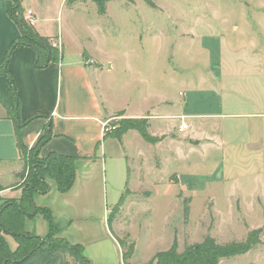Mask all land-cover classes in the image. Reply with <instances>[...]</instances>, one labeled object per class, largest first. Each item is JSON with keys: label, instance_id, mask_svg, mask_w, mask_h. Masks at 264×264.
<instances>
[{"label": "rangeland", "instance_id": "rangeland-1", "mask_svg": "<svg viewBox=\"0 0 264 264\" xmlns=\"http://www.w3.org/2000/svg\"><path fill=\"white\" fill-rule=\"evenodd\" d=\"M151 1L154 8L144 0H113L106 4L103 16L91 1L67 3L70 12L65 14L63 28L64 59L76 60L82 48L81 60L98 71L94 79L107 107L117 109L128 101L139 111L158 104L164 96L177 98L179 92L212 88L219 91L202 43L206 45L212 39L217 44L220 40L227 61L231 47L243 49L242 56L246 58L237 73L225 74V104L228 107L236 100V111L250 112L237 91L252 80H260L245 77L253 72L264 74V0ZM22 17L28 23L23 13ZM85 50L95 63L88 62ZM249 51L254 53L250 63ZM255 59L260 60L258 69ZM227 111L233 112L227 109L223 114ZM109 120L120 119L114 113ZM180 121L184 119L180 117ZM215 121L218 139L211 140L212 145L187 148L185 163L173 161L159 174L145 172L142 179L135 171L138 163L119 158V148L109 136L112 130L105 131L108 143L101 156L103 165L95 172L100 189L87 201L80 192L74 200L59 195L53 202L51 210L66 239L79 242L82 254L92 264H155L153 257L168 251L174 238L176 253L180 254L185 246L201 243L207 235L219 244H227L244 242L249 233L260 230L259 242L248 252L220 259L218 264H264V124L262 136L253 142L248 133L251 119L220 116ZM234 126H238V133H233ZM128 140L130 152L138 151V140ZM31 154H24V177H14L12 189L24 188L26 176L35 165ZM217 168V176L220 171L227 172L223 181L209 180L202 189L191 192L177 184L179 175L197 188ZM7 180L8 177L4 181ZM156 182L158 188L153 186ZM150 194L151 198L145 199ZM121 196L125 202L109 224L112 209ZM185 199L190 200L186 218ZM9 200L18 199L3 198V202ZM26 229L40 235L45 232L46 223L40 214L35 215ZM126 254L130 256L124 260ZM67 260L68 264H77L73 258Z\"/></svg>", "mask_w": 264, "mask_h": 264}, {"label": "crops", "instance_id": "crops-1", "mask_svg": "<svg viewBox=\"0 0 264 264\" xmlns=\"http://www.w3.org/2000/svg\"><path fill=\"white\" fill-rule=\"evenodd\" d=\"M67 3H69L67 0H21V9L28 24L36 34L47 39L51 46L56 45V47H52L58 51L59 59L50 61L41 68L35 67L33 49L29 46L18 45L9 55L7 64V70L13 80L14 92L19 99V119L21 123H24L20 128L23 145L28 150L34 148L39 138L43 136L47 125H50L51 135L39 148L37 157L44 159L50 154H58L77 158L75 181L71 189L65 194H59L54 184L50 183L51 190L47 194L34 195L33 204L36 207L51 210L53 202L59 195L74 200L80 192L84 194V200L87 201L88 197H93L100 189L95 181V172L103 165L101 156L104 155L108 143L104 138L102 123L110 119L114 113L119 116V119H145L148 125V134L153 138L160 139L155 143L147 142L134 130L125 132L120 140L113 138L119 148L117 151L119 158L138 163L135 165V171L140 179L143 178L145 172L161 173L164 167L173 161L176 164L185 163L187 148L194 145L197 147L200 144L210 145L211 140L218 139V134L215 133L217 117L226 116L234 119L247 117L249 120L251 119L248 127L251 141L257 142L262 136L264 74L261 72L258 75V72H253L254 74L250 77H245V79L258 77L260 80H252L249 86L242 87L237 91L238 95L244 97L250 112L236 111L238 106L236 100L227 107L225 104L226 94L222 93L227 79L225 74L237 73L239 66L244 65L243 61L246 58L242 56L243 49L231 47L230 57L228 56L230 61H227L223 55L220 40L217 41V44L212 39L208 40L206 45L202 43L203 50L208 53L209 69L215 72V75L211 73V76L220 85L219 91L212 88L210 90L179 92L177 98L164 96L158 104L139 111L137 106L128 101H124L117 109L108 108L106 102L103 101L100 85L94 79L98 73L97 69H93L91 65H88L89 63L81 60L83 59L82 48L79 52L80 56L76 60L64 59L62 51L65 42L63 28L67 19L65 14L67 13L68 16L70 12ZM11 5V0H0V66L4 63V55L10 45L20 37L18 26L16 27L8 17V9ZM84 52L90 58L88 62L95 63L90 53L86 50ZM249 52L247 61L254 60V53ZM254 66H257L258 69L261 66L260 60L255 59ZM233 96L231 94V98ZM11 107H13V102L8 94V81L0 75V186L3 188L1 193L4 194H0V207L3 198L17 200L22 195L21 189H12L15 184L13 179L22 171L24 161L17 148L15 122L9 116L8 108ZM166 107L171 110H166ZM227 109L233 112L228 113L227 111L226 114H223ZM33 117L35 118L29 120ZM180 117H184V122L188 124L186 130H180ZM232 130L233 133H238V126H234ZM130 137L138 140L139 148L134 153L129 149L128 139ZM173 149L179 154L177 155ZM144 159L149 162L150 166H147V161L143 162ZM150 161L152 162L150 163ZM218 169L210 178L203 179L197 188L189 186L191 185L189 181L183 180L179 175H177V184L185 191L200 190L204 187L203 184L209 180L223 181L227 172L220 171V175L217 176ZM256 171L259 172L260 169L257 168ZM6 177L9 178L7 182L4 181ZM17 179L19 178L17 177ZM102 181L105 183L104 176ZM158 184L157 182L153 183V186L158 188ZM167 184L173 185L169 181ZM149 198H151V194L146 195L145 199ZM123 202H125L124 199L122 204ZM52 214L55 223L59 226V237L67 240L65 231L57 221L55 213L52 212ZM31 220L25 222V230L33 233L26 229L27 222ZM46 233L47 224L45 232L37 236L43 237ZM5 240L10 250H15L17 246L15 240L8 235H5ZM69 243L82 247L79 242ZM126 264L128 263L126 262Z\"/></svg>", "mask_w": 264, "mask_h": 264}, {"label": "trees", "instance_id": "trees-1", "mask_svg": "<svg viewBox=\"0 0 264 264\" xmlns=\"http://www.w3.org/2000/svg\"><path fill=\"white\" fill-rule=\"evenodd\" d=\"M67 1L70 3L91 1L95 4L98 14L103 16L106 13V4L113 0ZM126 1L131 2V0ZM11 2L12 5L8 9V15L17 24L20 37L10 45L4 63L0 66V75L8 81V94L13 102V109L9 112V116L15 122L17 148L22 160L26 152L32 153L35 165L31 167V172L26 176L20 199L3 202L0 207V264H68V257L73 258L77 264H92L82 254L80 245L71 244L64 238L59 237V226L54 221L52 211L48 208L36 207L33 204L34 195L47 194L51 190L50 183L54 184L59 194H65L71 189L75 181L77 158L58 154H50L44 159L37 157L39 148L45 144L51 135L50 125H47L43 136L39 138L34 148L28 150L21 141L20 128L24 123H21L19 119V99L14 92L13 80L7 70L9 55L18 45L29 46L35 53L34 66L41 68L50 61L58 60L59 54L47 39L40 37L28 23L24 22L21 0H11ZM144 2L154 8L151 0H144ZM112 124L115 128L109 135L111 138L120 140L125 132L134 130L147 142L155 143L160 140L148 134V125L145 119H120L119 121H112ZM106 136L104 133V138ZM24 171L25 167L23 166L17 177L22 179ZM2 189L0 186V190ZM122 201L123 197L121 196L117 206L112 209V217L108 220L109 224L115 212L119 211ZM189 201V199L183 201L184 218L188 217ZM31 211L34 212L33 215L30 214ZM38 214L47 224V233L43 237L25 230V222ZM260 232V230L252 231L244 242H230L227 244H219L210 235H207L201 243L185 246L180 254L176 253L177 243L174 238L170 249L163 253H157L153 260L157 261L155 264H218L220 259L243 255L248 252L252 246L259 242L257 236ZM5 235L11 236L15 240L17 244L15 250H10ZM128 256L130 254L123 255V259L125 260Z\"/></svg>", "mask_w": 264, "mask_h": 264}, {"label": "built area", "instance_id": "built-area-1", "mask_svg": "<svg viewBox=\"0 0 264 264\" xmlns=\"http://www.w3.org/2000/svg\"><path fill=\"white\" fill-rule=\"evenodd\" d=\"M52 46L56 47V45H54V44ZM90 63H92V61H90ZM181 119H184V117H181ZM109 122L111 123L112 121L109 120V121H105V122L102 123V127H103V132L104 133H105V131L106 132L107 131H111V130H113L115 128V126H113L112 123L110 124ZM187 128H188V124L183 121L181 123V125H180V130H186ZM118 264H124V262L120 261Z\"/></svg>", "mask_w": 264, "mask_h": 264}]
</instances>
